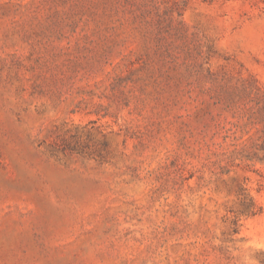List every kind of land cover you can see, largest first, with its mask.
<instances>
[{
  "label": "rangeland",
  "instance_id": "374dc122",
  "mask_svg": "<svg viewBox=\"0 0 264 264\" xmlns=\"http://www.w3.org/2000/svg\"><path fill=\"white\" fill-rule=\"evenodd\" d=\"M264 0H0V264H264Z\"/></svg>",
  "mask_w": 264,
  "mask_h": 264
},
{
  "label": "clouds",
  "instance_id": "9594fccd",
  "mask_svg": "<svg viewBox=\"0 0 264 264\" xmlns=\"http://www.w3.org/2000/svg\"><path fill=\"white\" fill-rule=\"evenodd\" d=\"M245 248H256V249H264V236H260L259 238L251 240L248 244L244 245ZM246 264H255L254 261L248 260L246 258Z\"/></svg>",
  "mask_w": 264,
  "mask_h": 264
}]
</instances>
